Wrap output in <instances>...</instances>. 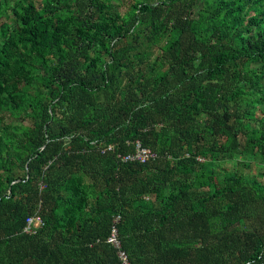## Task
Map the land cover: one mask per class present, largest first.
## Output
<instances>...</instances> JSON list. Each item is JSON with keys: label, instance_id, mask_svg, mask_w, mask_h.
<instances>
[{"label": "trees", "instance_id": "trees-1", "mask_svg": "<svg viewBox=\"0 0 264 264\" xmlns=\"http://www.w3.org/2000/svg\"><path fill=\"white\" fill-rule=\"evenodd\" d=\"M113 231L264 264V0H0V264H122Z\"/></svg>", "mask_w": 264, "mask_h": 264}, {"label": "built area", "instance_id": "built-area-1", "mask_svg": "<svg viewBox=\"0 0 264 264\" xmlns=\"http://www.w3.org/2000/svg\"><path fill=\"white\" fill-rule=\"evenodd\" d=\"M112 148V146H109V149ZM151 154V149L144 148L142 146H138V149L135 154H126L122 156V160H135L138 159L140 161H145ZM28 224L26 226V231H32V225H36L42 222V219L37 216V217H29L27 219ZM117 249H118V256L120 257L122 264H130V260L128 257L127 252L121 248V242L118 238V234L116 231H113L112 234L110 235L108 239Z\"/></svg>", "mask_w": 264, "mask_h": 264}, {"label": "rangeland", "instance_id": "rangeland-1", "mask_svg": "<svg viewBox=\"0 0 264 264\" xmlns=\"http://www.w3.org/2000/svg\"><path fill=\"white\" fill-rule=\"evenodd\" d=\"M122 11H125L127 9V5H124L121 7ZM257 107H260V105H258ZM240 161H242V158L241 156L238 157L237 159H233V160H226V161H222V162H217L216 163V171L219 173V174H223L225 173L226 171H232V170H235L237 168H242L244 170H249L248 168H244V165L240 164ZM261 161L258 160V159H255L253 162H252V167H251V170L253 172H256L259 167L261 166L260 163Z\"/></svg>", "mask_w": 264, "mask_h": 264}]
</instances>
